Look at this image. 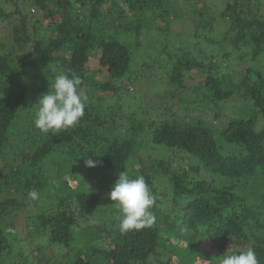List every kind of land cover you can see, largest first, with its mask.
I'll return each instance as SVG.
<instances>
[{
	"label": "trees",
	"instance_id": "obj_1",
	"mask_svg": "<svg viewBox=\"0 0 264 264\" xmlns=\"http://www.w3.org/2000/svg\"><path fill=\"white\" fill-rule=\"evenodd\" d=\"M74 1L33 0L48 21L44 36L38 35L37 26L32 31L27 26L36 17L27 10V0H6L13 10L0 12L11 25L0 38V196L4 187L13 191L0 201V264H27L29 256L47 248L65 252L63 262L52 264H220L226 244L236 255L252 248L258 264H264V69L254 71L245 63L235 81L234 74L219 75L217 63L233 50L242 59L249 55L250 60H264V16L251 9L244 12L234 1L226 7L225 13L231 12L228 29L213 38V43L229 45L220 57L164 51L163 76L143 62L141 68L148 69L149 77L163 81L157 93L141 95L151 103L149 114L164 116L146 128L144 121L124 125L126 117L132 122L133 114H126L122 96L129 93L128 74L142 71L132 68L139 33L154 29L156 19L167 25L169 0H124L136 13L133 44L116 37L125 26L118 24L113 35H106L79 19L85 13L96 19L106 0H78L77 8ZM187 1L197 13V1ZM243 1L249 5L256 0ZM147 11L157 18L144 19ZM198 24L205 28L203 19ZM95 50L97 68L105 71L103 81L88 69ZM61 72L81 79L89 101L77 126L44 134L33 124L35 104ZM192 72L202 79L189 100L183 82ZM240 90L252 115L226 119L229 112L219 113V106H234L226 104ZM97 93L117 105L106 104V97ZM217 118L224 120L220 130ZM131 158L135 159L129 162ZM88 159L99 161V166L85 167ZM121 172L131 178L144 176L156 196L157 183L168 189L170 212L159 214L154 207L151 227L121 234L119 209L102 198ZM78 173L81 181L76 180ZM32 190L39 199L28 196ZM20 213L26 241L18 239ZM106 215L110 217L98 226V219ZM91 228L96 230L86 233ZM9 229L14 230L17 246L4 233ZM77 230L87 241L77 244ZM170 238L185 244L180 263L173 261ZM207 242L214 243L217 255L205 249Z\"/></svg>",
	"mask_w": 264,
	"mask_h": 264
},
{
	"label": "rangeland",
	"instance_id": "obj_2",
	"mask_svg": "<svg viewBox=\"0 0 264 264\" xmlns=\"http://www.w3.org/2000/svg\"><path fill=\"white\" fill-rule=\"evenodd\" d=\"M78 0H75L76 2L75 7L80 6V2H77ZM116 3V7L113 5ZM106 0V2L103 3L101 8L99 9V13L96 17V19H92L89 17L88 14H79V19L82 20L84 25H89L91 30H95L98 33H107L106 35H113L115 32L114 29H117L118 24L121 26H125V32L120 33V36H116L121 41H126L129 44H133L135 42V37L133 36V32H131V26L135 24V12H131L127 6L124 3V0ZM197 1L196 11L197 13L193 12L189 6V2L187 0H169L168 7H169V16H166V21H168L167 25L164 23H160L159 19H156L155 21V27L152 30H142L139 33V45L140 47L137 48L135 51L136 57L133 59L134 64L132 68L134 70H142L139 72L134 71L132 74H128L126 78V82L128 81V88L126 89L129 91V93L123 94L122 98V104L124 107V110L126 114H133V117L131 118L132 122H129L130 118L126 117V123H124L125 126H127L128 123L131 124H138L140 121H144L146 128L149 126V123L151 121L161 122L164 119L163 115L159 116H153L151 113H148V110L151 108V103L149 101V95H153L160 91L162 87L159 86L160 83L163 81L159 80L160 77L154 78L149 77V72L147 68L142 69L141 67H145L143 65V62L145 65H148L150 67H156L153 69H156L157 71L162 72L164 71V61H167L166 54H164V51H166L167 54H178L180 56L183 55V53L190 51L194 56L197 57H203L205 59L209 58H218L220 55L228 50L229 45H225L220 43H213V38L220 37L222 33H225V31L229 27V21L227 20L229 18V14L231 12L225 13L227 4L232 5L234 1H236L237 5L240 4L241 10L244 12H247L251 9L253 13L256 11L257 15L261 14L264 16V0H256L255 2L252 1L247 5L246 2L243 0H195ZM257 1H260L258 3ZM239 3V4H238ZM27 4L29 5L27 7V10L30 12V14L35 15L36 17L30 19L28 21V28L30 31H32L33 26H37V32L38 35L44 36L45 35V26H47V22L43 17V11L39 10L38 7H36L33 4V0H27ZM50 9L53 6H49ZM13 10V7L10 2L6 3V0H0V12L1 13H8ZM122 11V13H121ZM155 13V12H153ZM150 11L144 13L143 17L144 19H153L156 17V14H153ZM222 13L226 16V19L223 20L220 16ZM139 15V13L137 14ZM203 19L205 21V28H201L200 24H198V27H196V24L199 20ZM54 20H57V15L54 17ZM43 23V24H42ZM42 24V25H41ZM11 27L10 23L6 20L5 16L0 15V38H5L6 34L9 31V28ZM133 27V26H132ZM120 32V31H119ZM220 33V34H218ZM209 38V40L206 39ZM219 39V38H218ZM138 43V42H137ZM233 50V49H232ZM156 52V54H155ZM238 51L233 50L230 53V57L227 56V58L222 59V61L217 59V63L220 67L219 75L222 73L227 74H234L233 78L235 81L238 79V74H236V71H240L246 64L248 63L249 66L253 67L254 71L256 69L263 70L264 69V60L258 59V60H250L248 58L249 55H245L244 58L238 57ZM89 70L93 71L95 73V78L99 81H103L106 77L105 71L101 70L99 71L97 68V50L91 54L90 60H89ZM202 75V74H201ZM156 76V75H154ZM163 76V75H162ZM202 79V76L199 74H196L195 72L186 74L184 78L183 84L187 87L188 90L183 91L184 95L188 97L189 100L193 99L194 94L192 93L193 88L197 86L199 81ZM132 88V91H131ZM149 90V91H147ZM147 91V92H146ZM131 92V93H130ZM147 94V95H146ZM98 96H104L106 97L104 102L106 104H112L117 105L116 102H113L112 100H107L108 96L104 95V93L100 94L97 93ZM141 95H146V97H141ZM235 97L230 100V102L226 105H234V106H227L226 109H221L222 106H219L220 110L219 113L223 114L225 112H229V114L226 115V119H232L234 117H247L252 115L251 109L246 105L245 96L243 93V90L237 91L234 94ZM138 99V102L136 104V101ZM136 111V112H135ZM144 112H147L148 114H144ZM137 113V114H135ZM183 117V115H181ZM217 124L216 128L218 130L222 129L224 120L217 118ZM211 124H214V121H211ZM258 128V127H257ZM222 149L226 150L227 147L222 145ZM233 148V147H232ZM135 158H131L129 162L132 160L134 161ZM1 166V164H0ZM179 166V165H178ZM177 166V167H178ZM173 167H176V165H173ZM82 177L77 174V181H81ZM110 178H108L106 181H109ZM166 181V177L164 179ZM115 183L109 184V188ZM156 204L154 207H156L157 212L159 214H165L170 212L171 209V202L169 201L170 193L168 189L165 187L156 184ZM12 189L7 186L4 187L3 195L0 196V201H4V196L6 194H12ZM102 198L107 200V193H103ZM109 201V199H108ZM31 202V201H29ZM45 206H48L46 204ZM103 210L106 211L108 214L107 207H104ZM107 206V205H106ZM32 205H29V209L32 210ZM23 215L24 213H20V216L18 217L19 222V228H18V239H26L27 236V228L23 224ZM110 216L106 215L102 218L98 219L97 225L102 227L104 224V220H107ZM96 229L91 228L87 229L86 233L93 232ZM6 234V237L9 241L13 242L14 246L18 245V240L15 239L14 230H5L4 232ZM75 233V237L77 239V244H82L85 241H87V236L83 234L81 231L77 230ZM167 235V234H165ZM27 236V237H26ZM261 238V237H260ZM162 242H166V237L161 239ZM93 239L91 240V242ZM174 246V257L173 261L176 260L178 263L181 262L182 256L184 254V243H180L176 238H170V241ZM88 243V242H86ZM205 249L212 251L213 254L217 255L216 248L214 246V243L207 242V245L204 243ZM28 247V246H27ZM31 248V247H29ZM101 248V245H100ZM169 248V247H168ZM231 246L229 244H226V252H231ZM57 250L47 248L41 251L38 254H34L32 256H29L27 264H47L48 262L55 263V262H63L65 260V252L62 251V254L56 253ZM225 252V253H226ZM165 253V252H163ZM193 256V255H192ZM200 264V263H196Z\"/></svg>",
	"mask_w": 264,
	"mask_h": 264
},
{
	"label": "clouds",
	"instance_id": "obj_3",
	"mask_svg": "<svg viewBox=\"0 0 264 264\" xmlns=\"http://www.w3.org/2000/svg\"><path fill=\"white\" fill-rule=\"evenodd\" d=\"M81 85V79L75 75L70 77L64 72L55 75L48 91L42 94L35 104L37 109L33 120L34 127L47 134L77 126L89 101ZM97 166L99 161L85 160V167ZM28 196L34 201L39 199V194L35 190L30 191ZM107 198L119 209L121 234L151 227L156 221L152 210L156 204V197L142 175L131 178L126 172L119 173ZM235 253L237 252L227 251L222 256L220 264H258L252 248L238 252L239 255Z\"/></svg>",
	"mask_w": 264,
	"mask_h": 264
}]
</instances>
